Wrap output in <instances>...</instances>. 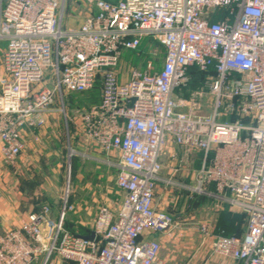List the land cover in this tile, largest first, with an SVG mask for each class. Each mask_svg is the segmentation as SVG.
Here are the masks:
<instances>
[{
    "label": "built area",
    "instance_id": "obj_1",
    "mask_svg": "<svg viewBox=\"0 0 264 264\" xmlns=\"http://www.w3.org/2000/svg\"><path fill=\"white\" fill-rule=\"evenodd\" d=\"M66 1L0 0L1 159L15 167L27 135L65 114V95L100 81L76 127L116 170L123 198L117 211L99 208L87 235L67 227V197L58 214L39 207L0 234V264H171L156 235L182 228L157 208L160 184L242 213L243 235L206 222L199 231L214 253L264 264V0H90L95 11L75 28L64 25ZM148 37L164 48L160 68L150 61L121 81V53ZM195 80L211 93L209 114L176 96ZM167 145L202 152L192 183L161 174Z\"/></svg>",
    "mask_w": 264,
    "mask_h": 264
},
{
    "label": "rangeland",
    "instance_id": "obj_2",
    "mask_svg": "<svg viewBox=\"0 0 264 264\" xmlns=\"http://www.w3.org/2000/svg\"><path fill=\"white\" fill-rule=\"evenodd\" d=\"M94 11V4L90 0H67L65 23L78 25L87 14ZM3 46L4 43H0V65ZM164 55V48L156 39L145 38L139 49L124 50L121 53L117 66L120 80H129L134 70H144L150 61L156 68H160ZM100 90L101 82L98 81L88 92L65 95V114L63 111H57L49 116L45 127L30 132L16 166L5 165L9 173H0V182L5 184L7 179L9 180L10 185L14 187L11 193L15 205L27 212L26 215L43 205L59 211L67 197L68 203L72 204L74 209L68 213L66 225L86 233L92 229L102 205L110 207L113 211L118 210L123 193L116 185V170L98 158L102 153L96 148H91L86 140L81 138L76 127L77 115L85 111L90 104L99 101ZM176 96L195 103L198 114L212 112L211 93L199 80L177 91ZM56 102V108H60V101ZM69 147L74 150L72 155ZM201 160L200 150L167 145L162 157L161 174L173 181L191 183L201 167ZM12 179L13 183L10 182ZM156 206L158 209L164 207L165 211L172 215L177 227L182 229L194 227L199 230L198 222L205 221L209 224L212 234L229 233L240 232L246 224L238 210L217 207L207 198L192 197L174 186L158 185ZM231 215H238L233 227H229ZM193 217H196V220ZM164 244V253H169L170 245L166 240Z\"/></svg>",
    "mask_w": 264,
    "mask_h": 264
},
{
    "label": "crops",
    "instance_id": "obj_3",
    "mask_svg": "<svg viewBox=\"0 0 264 264\" xmlns=\"http://www.w3.org/2000/svg\"><path fill=\"white\" fill-rule=\"evenodd\" d=\"M84 20V19H83ZM83 22V21H82ZM81 22V23H82ZM80 23V24H81ZM78 25H69L65 23V16H64V25L67 28H75L78 27ZM4 43V42H0ZM5 46V43H4ZM3 46V48H4ZM2 50V49H1ZM2 73V66L0 65V75ZM1 148H2V143L0 140V173L8 172V168L3 164L2 159H1ZM11 183L14 182L12 179L10 181ZM193 182V179H192ZM191 182V183H192ZM12 184L10 185L9 180L7 179V182L4 184V182H0V234L5 232L6 230L15 228L20 225L22 219L26 216L25 211L19 209L15 205V199L12 195L13 191ZM206 198V197H204ZM208 199V198H207ZM211 202L213 200L208 199ZM228 207V206H224ZM39 209V208H38ZM165 211L164 207H161V209ZM35 211V210H34ZM55 214H58V210L55 211ZM238 215H231L229 227H233V222L236 223V217ZM243 219L246 221L244 215L242 214ZM194 220H196V217H193ZM192 219V220H193ZM205 221H199L198 222V228L201 223ZM231 224V225H230ZM197 225V223H196ZM220 227V225H218ZM68 227V226H67ZM70 230L78 232L74 230L73 228L68 227ZM232 229V228H230ZM240 230V227L238 228ZM91 231V230H90ZM90 231L86 233L78 232L80 234L87 235L90 233ZM198 231V233L196 232ZM246 231V224L243 227V229L239 232H229V233H224V232H219L220 234H226V235H231V234H237V235H243ZM216 233V234H219ZM201 232L197 230L194 227H189V228H183L181 236L174 238V240L171 239H166L163 236L156 235V237L160 238L163 241V251L162 255L171 263V264H186V263H192V264H237L235 261H233L230 258L221 256L217 253H214L211 247V241L210 238H205L202 236ZM165 240L168 242L170 245V252L164 253L165 247ZM73 264V263H71Z\"/></svg>",
    "mask_w": 264,
    "mask_h": 264
},
{
    "label": "water",
    "instance_id": "obj_4",
    "mask_svg": "<svg viewBox=\"0 0 264 264\" xmlns=\"http://www.w3.org/2000/svg\"><path fill=\"white\" fill-rule=\"evenodd\" d=\"M89 238H93V235L88 236Z\"/></svg>",
    "mask_w": 264,
    "mask_h": 264
}]
</instances>
